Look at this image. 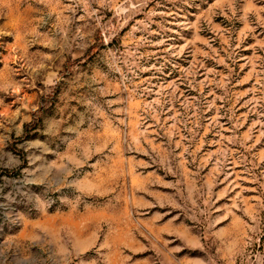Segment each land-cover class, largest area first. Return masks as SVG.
I'll return each instance as SVG.
<instances>
[{"label": "rangeland", "instance_id": "rangeland-1", "mask_svg": "<svg viewBox=\"0 0 264 264\" xmlns=\"http://www.w3.org/2000/svg\"><path fill=\"white\" fill-rule=\"evenodd\" d=\"M0 264H264V0H0Z\"/></svg>", "mask_w": 264, "mask_h": 264}]
</instances>
